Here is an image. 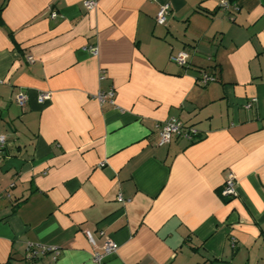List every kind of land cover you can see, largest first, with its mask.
Returning <instances> with one entry per match:
<instances>
[{
  "label": "crops",
  "instance_id": "crops-1",
  "mask_svg": "<svg viewBox=\"0 0 264 264\" xmlns=\"http://www.w3.org/2000/svg\"><path fill=\"white\" fill-rule=\"evenodd\" d=\"M85 1L0 0V264H264V0Z\"/></svg>",
  "mask_w": 264,
  "mask_h": 264
},
{
  "label": "built area",
  "instance_id": "built-area-1",
  "mask_svg": "<svg viewBox=\"0 0 264 264\" xmlns=\"http://www.w3.org/2000/svg\"><path fill=\"white\" fill-rule=\"evenodd\" d=\"M84 6L88 11H91L97 7V4L95 1L87 0L84 2ZM220 7L223 10H229L230 1L222 0L220 2ZM234 9L235 11L239 10L237 6H234ZM170 13H171V6L169 4L163 5L157 14L156 23L160 26L166 25L167 17L170 15ZM57 16H58L57 13L52 14L53 18H56ZM95 54H97V51H95ZM27 59L30 62L33 61V58L31 56H28ZM188 59H189V54L185 51H180L177 54L171 56V61L178 64L179 66H187ZM215 81H216V77L208 73H202L199 78V82L204 86ZM49 99H50V94L44 93L39 96L38 102L40 104H43ZM96 99L101 104L108 102L114 105L116 103L115 91L111 89L107 92H99V94L96 96ZM15 101L21 108H24L29 101V97L26 93H20L15 96ZM255 101L256 100H254L253 102ZM252 103H249L247 105V108H251ZM199 135L200 133L196 128L192 126H187L181 120L172 119L159 126L158 145L166 146L170 144L174 139H185L191 142L196 140L199 137ZM5 144H6V137L0 136V148L4 147ZM221 194L226 199H231L238 196V192L236 190V177L233 173H228ZM85 234L89 243L94 248L93 259L95 263L103 264L106 258L117 253L119 246L116 242L107 239L102 246H98L95 239V235L92 232L86 231ZM38 249H40L39 252L41 254H45L46 252H53L56 254V256L58 255V250H56L55 248H47L43 246V247H38ZM39 252L35 250H30L29 253L27 254V259L32 260L36 258Z\"/></svg>",
  "mask_w": 264,
  "mask_h": 264
},
{
  "label": "water",
  "instance_id": "water-1",
  "mask_svg": "<svg viewBox=\"0 0 264 264\" xmlns=\"http://www.w3.org/2000/svg\"><path fill=\"white\" fill-rule=\"evenodd\" d=\"M227 201H230V199H228Z\"/></svg>",
  "mask_w": 264,
  "mask_h": 264
},
{
  "label": "trees",
  "instance_id": "trees-1",
  "mask_svg": "<svg viewBox=\"0 0 264 264\" xmlns=\"http://www.w3.org/2000/svg\"><path fill=\"white\" fill-rule=\"evenodd\" d=\"M194 142H195V141H194ZM194 142H193V143H194Z\"/></svg>",
  "mask_w": 264,
  "mask_h": 264
}]
</instances>
